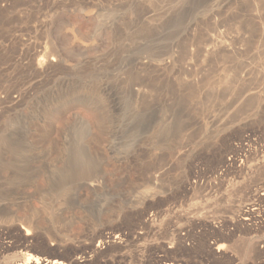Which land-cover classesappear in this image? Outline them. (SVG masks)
Listing matches in <instances>:
<instances>
[{
    "label": "rangeland",
    "instance_id": "rangeland-1",
    "mask_svg": "<svg viewBox=\"0 0 264 264\" xmlns=\"http://www.w3.org/2000/svg\"><path fill=\"white\" fill-rule=\"evenodd\" d=\"M0 1V264H264V201L236 221L264 165L203 189L264 145V0ZM29 46L59 62L39 75Z\"/></svg>",
    "mask_w": 264,
    "mask_h": 264
},
{
    "label": "bare ground",
    "instance_id": "bare-ground-1",
    "mask_svg": "<svg viewBox=\"0 0 264 264\" xmlns=\"http://www.w3.org/2000/svg\"><path fill=\"white\" fill-rule=\"evenodd\" d=\"M1 2V1H0ZM17 2V1H16ZM12 4L11 0H5L3 3L4 7H7L9 4ZM2 5V4H1ZM16 5V4H15ZM11 7V6H10ZM31 8V7H30ZM5 9V8H4ZM6 10V9H5ZM3 11V10H2ZM2 15V14H1ZM22 16V15H21ZM2 18V17H1ZM23 26V25H22ZM37 26V25H36ZM41 26V25H40ZM17 30V29H16ZM20 30V29H19ZM10 38V37H9ZM21 38V37H20ZM4 39V38H3ZM212 40L215 41V39L212 37ZM6 41V40H5ZM20 42V41H19ZM22 43V42H21ZM23 45V44H22ZM223 48L224 50L228 51L231 49V45L227 42L223 43ZM9 51V50H8ZM11 52V51H10ZM24 52V51H23ZM21 53V52H20ZM17 53V54H20ZM25 59L26 61L30 62V64H32L33 69L39 74V75H43L45 72H47L48 70H51L52 67H54V65L56 63L59 62V60L57 59L58 57H55L54 54L50 51H48L47 48H41V47H31L29 46V49L27 50V52L25 53ZM24 58V57H23ZM20 61V60H19ZM5 62V61H4ZM22 63V62H21ZM24 63V62H23ZM64 63V62H63ZM18 64V63H17ZM28 64V63H27ZM27 67V66H25ZM32 76V75H31ZM38 76V75H37ZM11 78V77H10ZM38 78V77H37ZM8 82V81H7ZM1 89V88H0ZM6 91V90H5ZM8 94V93H7ZM261 94V93H260ZM1 95V94H0ZM5 96V95H4ZM258 97L255 98L253 101L258 102L262 95H257ZM19 97H16L15 100H13V102L17 103L19 102ZM246 99V98H245ZM247 101V100H245ZM234 114V113H233ZM232 114V115H233ZM208 119V118H207ZM235 119V118H234ZM222 120V119H221ZM208 121V120H207ZM213 121V120H212ZM215 121V119H214ZM228 121V120H227ZM226 121V122H227ZM230 121V120H229ZM234 121V120H233ZM236 121V120H235ZM225 122V121H224ZM211 124V123H210ZM213 124V123H212ZM204 125V124H203ZM215 125V124H213ZM219 125V124H218ZM231 125V123H230ZM234 124L231 125V127ZM236 125V124H235ZM220 126V125H219ZM206 129V131L209 132V128L207 127V125L204 126ZM216 127V126H215ZM211 129V128H210ZM214 130L217 128H213ZM219 129V127H218ZM212 130V129H211ZM216 131V130H215ZM225 131V130H224ZM211 132V131H210ZM213 132V130H212ZM211 132V133H212ZM218 133V131H217ZM214 135V133H213ZM240 143H238V146L236 147L235 151H234V156H232V158L228 159L229 162L227 164V170H229L226 175L225 174H220L218 179L220 181V183H215V181L213 182H208L206 185L203 186V189L207 192L206 197L208 196H214V198L216 199V197L218 196V194L221 192V189L224 185V183L228 186L230 185H235L238 186L237 184L241 185V187L239 188V192L245 193L247 191H249L251 188V186H242V176L243 175H248L255 173L256 171H258L260 168L258 166L255 165H249V161L251 160H256L257 163L259 165V163L264 165V145L260 146L259 149H257L256 151H252V145L245 147H242V140L239 141ZM251 142V141H250ZM251 144V143H250ZM261 145V144H260ZM236 162H239V167H237L236 169ZM263 168V167H262ZM264 169V168H263ZM232 175V177H231ZM227 176H230L229 180L227 178ZM228 180V181H227ZM239 181H241L239 183ZM87 184L84 185L85 188H88L90 190H94L96 188H98L101 183L97 182V181H88L86 182ZM195 185H189L191 189H196L198 188L200 185H198V183H194ZM162 185V184H161ZM160 178L158 176H149L143 186V191L140 192V197L143 199L142 201L149 199L153 194L155 195V192L158 191L157 189L160 188ZM227 186V187H228ZM202 187V186H200ZM233 188H235L233 186ZM228 189V188H227ZM34 190L35 192L39 191V187L38 186H34ZM226 190V189H225ZM230 190V188H229ZM252 191V190H251ZM249 191V192H251ZM254 191V195L253 197L250 199V196L248 198V203L249 204H245L246 202H242V198L239 201V205H238V216H237V222L240 223L242 221V218L244 221H251V219L253 218L255 211H257L258 209H256V206H258L259 204H261L264 201V186L259 187L257 190H253ZM248 193V192H247ZM157 194V192H156ZM230 194L232 195V193L230 192ZM251 194V193H250ZM261 194V195H260ZM138 195V194H137ZM229 196V194H228ZM242 196V195H241ZM154 197V196H153ZM141 198H139L141 200ZM209 198V197H208ZM227 198V196H226ZM246 199V198H245ZM152 200V199H151ZM209 200V199H208ZM207 200V201H208ZM244 200V199H243ZM148 201V200H147ZM221 201V200H220ZM229 201V200H228ZM227 201V202H228ZM220 203V202H217ZM228 206V205H227ZM235 206V205H234ZM172 210L175 211V213H173V215H176L177 213V209H173ZM169 213V212H168ZM167 213V214H168ZM170 213L172 214V211H170ZM169 213V214H170ZM261 213V212H260ZM34 214V213H33ZM170 214V216H171ZM262 214V213H261ZM257 215V214H256ZM164 216V215H163ZM166 216V215H165ZM177 216V215H176ZM172 217V216H171ZM162 218L161 213H156L155 215H152V217L150 218V225L151 227H155L157 225V222H161L159 219ZM72 222V221H71ZM234 222V221H233ZM69 224V222H68ZM159 224V223H158ZM26 230V229H25ZM27 234L26 236H34L36 233V229L34 228L33 222L32 221H28V228L26 230ZM114 234V233H113ZM113 234H107L106 236L101 235L100 238V246L101 249H97L95 250L96 253H98L99 251H101L102 249H105L106 246L110 245V244H116L119 246H122L125 242V239H121V236L117 235H113ZM64 240V239H63ZM67 240V239H65ZM71 240V239H70ZM69 240V241H70ZM173 241V240H172ZM10 247V245H9ZM6 251V250H5ZM161 258V257H160ZM227 258V257H226ZM84 259V263L86 264V256ZM30 260V259H29ZM177 260V259H176ZM36 264H38V258L34 260ZM23 262V260H22ZM164 264H175V261H163ZM53 264H62L61 262H57L54 261L52 262ZM162 263V262H161ZM82 264V263H81ZM159 264V263H158Z\"/></svg>",
    "mask_w": 264,
    "mask_h": 264
}]
</instances>
